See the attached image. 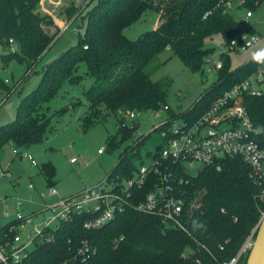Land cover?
I'll return each mask as SVG.
<instances>
[{"label":"trees","instance_id":"1","mask_svg":"<svg viewBox=\"0 0 264 264\" xmlns=\"http://www.w3.org/2000/svg\"><path fill=\"white\" fill-rule=\"evenodd\" d=\"M228 1L88 0L81 9L72 3L63 9L65 23L70 25L79 20L78 28L83 33H78L73 47L41 69L36 88L20 98L14 121L0 127V152L5 144L28 149L47 139L53 132V117L60 120L75 107L59 109L50 116L49 103L64 83L75 86L84 80L76 73L79 64L85 63L84 75L91 78L93 84L82 93L89 115L81 126L85 131L111 114L116 119L117 129L106 139L107 150L114 152L122 143L132 142L119 152L117 163L104 180L117 190L134 179L138 173L135 160L140 159V149L153 133L162 141L152 156V162H161L160 173H148L147 182L132 190L125 210L104 228L86 231L83 215L75 216L72 222H60L51 230V240L37 245L18 264H57L69 259L83 242L95 249L91 264H222L237 256L264 214V197H260L259 187L250 180V171L243 160L223 158L219 160V169L203 166L199 174L192 177L182 172L179 163L160 157L165 147L160 134L166 126L155 127L148 135L133 141L138 128L136 121L128 125L119 113H155L169 108L170 82L153 81L151 74L145 72L149 62L165 49L170 50L184 68L198 73L212 60L214 48L207 44L214 36L219 35L223 46H227L231 41L241 44L245 35H256L248 22L235 20L230 10L224 11L223 6ZM40 2L0 0L2 69L8 62L15 61L24 65L25 76L29 75L59 36L61 31L53 17L39 11ZM241 3L240 8L254 12L264 0H241ZM147 10L157 12L161 23L137 39H127L124 30ZM229 54H218L221 68L215 71L213 85L182 114L169 110L166 113L169 119L199 118L233 86L264 68V64L252 59L233 69ZM14 88L0 78V90L6 96L11 95ZM241 105L257 130L253 139L264 149V93L244 95ZM42 173L48 189L53 187L55 169L46 164L42 166ZM160 174L170 176L174 194L184 201V231L166 229L158 216L135 209L154 186L161 184ZM15 226L17 222L0 226V244L12 240ZM246 259L247 256H241L236 264H245Z\"/></svg>","mask_w":264,"mask_h":264},{"label":"rangeland","instance_id":"2","mask_svg":"<svg viewBox=\"0 0 264 264\" xmlns=\"http://www.w3.org/2000/svg\"><path fill=\"white\" fill-rule=\"evenodd\" d=\"M87 1L41 0L39 11L41 14L51 15L56 27L61 32L51 45V49L44 54L34 69L29 72V75L25 76L26 67L17 64L15 61L8 62V65L3 69L0 65L1 80L5 81L9 87H16L13 93L8 96L0 90V103L3 101L0 107V127L14 121L20 98L36 88L40 81L41 69L49 64L52 59L76 44L78 33H83V30L78 28L79 20L71 23L63 31L61 29H64L65 17L62 12L71 3L76 8L81 9ZM241 4V0L231 2L230 11L235 20L245 16L246 9L240 8ZM252 13L253 16L248 23L255 30L260 42L249 47L245 52H230L229 58L233 69L252 60L253 52L264 48V3ZM159 17L160 15L157 12L147 10L137 22L124 30V36L131 41L137 39L142 34L154 29L152 28L154 24L158 22L160 24ZM223 44L219 35L214 36L211 42L208 41L207 47L214 48L211 57L212 62L207 61L203 70L198 71V73H191L184 68L180 60L168 49H165L149 62L145 72L151 74L153 81L165 82V80H168L170 82L167 100L170 109L166 112L138 113L135 119L138 128L133 135V141L140 136L148 135L155 127L160 126L165 121L166 113L169 110L175 114H182L189 110L205 90L213 85L216 80L215 71L217 70L214 64L218 61V54L223 52ZM11 48L14 49L15 47L11 46ZM1 54L2 48H0V56ZM85 71V63L79 64L76 74L83 76L84 80L75 86L64 83L49 103L50 116L59 109L75 107L73 113L70 109V112L60 120L53 117L51 122L53 132L48 134L43 143L31 146L28 149L5 144L1 150L0 166L8 175L0 177V207L11 213L8 220L15 218L14 206L17 202L21 203L19 209L22 214L37 215L33 224L44 226V222L52 216L50 210L45 208L54 205L58 198L48 196L46 178L42 173L43 165L50 164L55 169L53 189H56L61 197L67 198L103 183L109 171L117 163L119 152L132 145L131 141H127L122 143L117 151L107 150L106 139L108 135L114 134L117 129L116 119L111 114L102 123L93 124L84 131L81 123L85 116L89 115V112L82 93L93 84L91 78L85 77ZM254 87L256 90L264 92V82L259 86L255 84ZM77 103H81V105H77ZM133 122L125 121L128 125ZM161 143L158 134H151V137L141 147L140 159L135 160L134 167L138 169L141 166H148L152 161V156L156 153L157 146ZM13 150H16L20 155L29 154L35 160L37 166L33 167L26 158L13 155ZM99 150H103L102 155L98 154ZM71 158L76 161L71 163ZM203 166L205 165L202 163H194L193 167H188L185 173L195 177ZM29 184H32L33 189L28 188ZM2 224L3 221H0V225ZM54 228L55 225L51 227V229ZM17 229L16 237L18 240L16 242L20 243L24 238L22 232L24 226L22 228L17 227Z\"/></svg>","mask_w":264,"mask_h":264},{"label":"built area","instance_id":"3","mask_svg":"<svg viewBox=\"0 0 264 264\" xmlns=\"http://www.w3.org/2000/svg\"><path fill=\"white\" fill-rule=\"evenodd\" d=\"M229 0L224 4V11L228 12L231 8ZM253 13L247 11L245 16L240 18V22H248ZM69 23L64 24V29ZM11 43V41H9ZM241 44L231 41L229 45L223 46V53L245 52L249 47L257 45L260 41L256 35H245L241 38ZM87 48V47H85ZM212 62V60L208 61ZM218 70L221 68V62L214 64ZM264 82V68L254 73L246 81L236 84L231 90L222 97L215 100L210 108L201 114L195 120L188 119H169L166 115L165 121L160 126H166L160 136L164 141L165 147L160 157L164 161L171 160L179 163L182 172H186L188 167L192 168L194 163H202L205 166H215L218 168L220 159L223 158H241L249 169L250 180L259 187L260 197H264V149L253 139L257 130L241 105L244 95L261 96L264 92L255 89V84L260 85ZM169 108L165 107L166 112ZM126 120L136 119V112H119ZM158 126V127H160ZM103 151V150H102ZM100 150L98 154H101ZM15 156L26 158L33 167L37 164L29 154L20 155L13 150ZM71 160V163L75 162ZM160 161H154L148 166L138 168L136 177L129 180L124 187L115 190V186L109 184L106 180L99 186L83 190L81 193L63 198L53 187L48 189V196L57 197L58 201L54 205L45 209L50 210L52 216L44 222V226L33 224L36 214L25 215L20 211L21 203L17 202L14 206L15 218L9 222H17L13 230L18 231L17 227L23 229V240L20 243L16 241L15 236L12 240H5L0 244V264H18L24 260L27 254L35 249L40 243L51 240L50 232L54 230L60 222H72L77 215L85 216L82 222L83 228L88 231H97L111 222L120 212L126 208L128 198L132 195V190L140 187L148 180V173H160L158 166ZM8 175L0 168V177ZM161 184L154 186L152 192L148 193L140 201L135 209L146 215H156L160 224L166 229L185 230L183 213L185 209L184 201L174 194V189L169 182V175L160 174ZM29 189L33 188L30 184ZM2 219L8 220L11 216L9 211L0 210ZM23 225V226H22ZM55 225L54 229L51 227ZM254 231L244 242L237 256L229 262L222 264H236L241 256H248L254 242ZM122 237L120 238V241ZM95 253L87 242H83L75 253L67 259L61 260L57 264H91V259Z\"/></svg>","mask_w":264,"mask_h":264},{"label":"water","instance_id":"4","mask_svg":"<svg viewBox=\"0 0 264 264\" xmlns=\"http://www.w3.org/2000/svg\"><path fill=\"white\" fill-rule=\"evenodd\" d=\"M254 230V242L245 264H264V214Z\"/></svg>","mask_w":264,"mask_h":264},{"label":"clouds","instance_id":"5","mask_svg":"<svg viewBox=\"0 0 264 264\" xmlns=\"http://www.w3.org/2000/svg\"><path fill=\"white\" fill-rule=\"evenodd\" d=\"M253 61L258 64H264V48H260L252 54Z\"/></svg>","mask_w":264,"mask_h":264},{"label":"crops","instance_id":"6","mask_svg":"<svg viewBox=\"0 0 264 264\" xmlns=\"http://www.w3.org/2000/svg\"><path fill=\"white\" fill-rule=\"evenodd\" d=\"M160 20V19H159ZM159 25V22L158 23H156V24H154L153 25V27L152 28H154V29H156V27ZM77 105H81V103H79V104H77ZM74 111H72V113H73ZM75 115H76V112H75ZM74 115V116H75ZM100 151V150H99ZM98 151V152H99ZM103 153H101L100 155H102ZM14 155V154H13ZM73 158H71L70 159V161L72 160ZM0 168H1V166H0ZM2 169V168H1ZM3 170V169H2ZM3 171H5V170H3ZM6 172V171H5ZM30 185V184H29ZM28 185V186H29ZM32 185V184H31ZM31 189H33V188H31ZM1 208V210H4V208L3 207H0ZM4 211H8V210H4ZM0 221H3V224L2 225H0V226H4V225H6L7 224V222L9 221V220H4V219H2V215L0 214Z\"/></svg>","mask_w":264,"mask_h":264}]
</instances>
